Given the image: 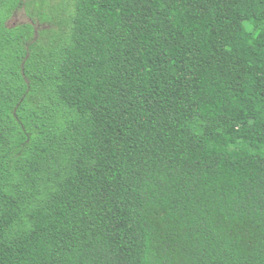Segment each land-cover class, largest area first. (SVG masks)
Returning <instances> with one entry per match:
<instances>
[{
  "label": "trees",
  "instance_id": "trees-1",
  "mask_svg": "<svg viewBox=\"0 0 264 264\" xmlns=\"http://www.w3.org/2000/svg\"><path fill=\"white\" fill-rule=\"evenodd\" d=\"M0 264H264V0H0Z\"/></svg>",
  "mask_w": 264,
  "mask_h": 264
},
{
  "label": "rangeland",
  "instance_id": "rangeland-1",
  "mask_svg": "<svg viewBox=\"0 0 264 264\" xmlns=\"http://www.w3.org/2000/svg\"><path fill=\"white\" fill-rule=\"evenodd\" d=\"M23 17L21 14H15L11 17V19L8 20V23L12 26L18 21H22Z\"/></svg>",
  "mask_w": 264,
  "mask_h": 264
}]
</instances>
